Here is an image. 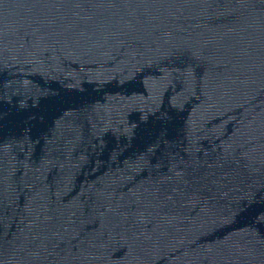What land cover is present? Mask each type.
<instances>
[{
    "label": "water",
    "instance_id": "obj_1",
    "mask_svg": "<svg viewBox=\"0 0 264 264\" xmlns=\"http://www.w3.org/2000/svg\"><path fill=\"white\" fill-rule=\"evenodd\" d=\"M0 264H264V0H0Z\"/></svg>",
    "mask_w": 264,
    "mask_h": 264
}]
</instances>
